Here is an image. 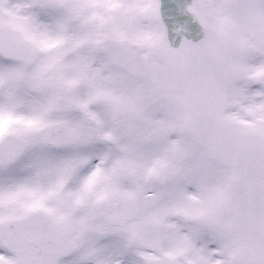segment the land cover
<instances>
[{"label": "snow or ice", "instance_id": "6c2138e0", "mask_svg": "<svg viewBox=\"0 0 264 264\" xmlns=\"http://www.w3.org/2000/svg\"><path fill=\"white\" fill-rule=\"evenodd\" d=\"M0 264H264V0H0Z\"/></svg>", "mask_w": 264, "mask_h": 264}]
</instances>
